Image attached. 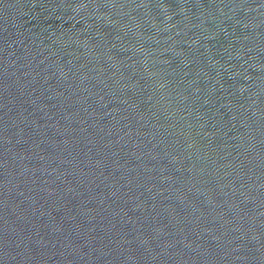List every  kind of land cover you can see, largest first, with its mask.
<instances>
[{
    "label": "water",
    "instance_id": "95a60500",
    "mask_svg": "<svg viewBox=\"0 0 264 264\" xmlns=\"http://www.w3.org/2000/svg\"><path fill=\"white\" fill-rule=\"evenodd\" d=\"M0 264H264V0H0Z\"/></svg>",
    "mask_w": 264,
    "mask_h": 264
}]
</instances>
